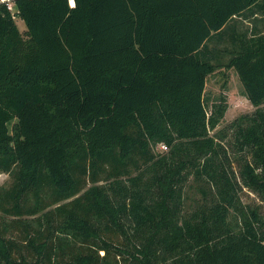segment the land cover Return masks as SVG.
I'll return each mask as SVG.
<instances>
[{
  "label": "trees",
  "instance_id": "trees-1",
  "mask_svg": "<svg viewBox=\"0 0 264 264\" xmlns=\"http://www.w3.org/2000/svg\"><path fill=\"white\" fill-rule=\"evenodd\" d=\"M70 1L0 4V264H264L241 197L264 202V34L226 64L256 107L229 125L238 170L205 97L217 44L264 0Z\"/></svg>",
  "mask_w": 264,
  "mask_h": 264
},
{
  "label": "rangeland",
  "instance_id": "rangeland-1",
  "mask_svg": "<svg viewBox=\"0 0 264 264\" xmlns=\"http://www.w3.org/2000/svg\"><path fill=\"white\" fill-rule=\"evenodd\" d=\"M16 22L22 33H24L25 39H27L28 36L25 34V23L20 17L16 18ZM217 46L219 48V52L217 53L219 54L218 62L222 63V65L208 75L205 97L208 99L207 109L209 114L213 112L218 105L225 106L226 110L217 129L211 130L210 134L214 135L216 131H222L226 134L222 143L230 155L234 169L238 170L236 159L239 158L240 154L235 149L233 132L229 129V125L242 115L252 114L255 112L256 107L245 96L243 85L236 70L226 65L230 59L232 45L230 43H221L217 44ZM215 62L217 63V61ZM262 107H264V104ZM154 151L156 153H163L167 150L161 145H158L154 147ZM8 180L9 178L6 177V175L0 177V182L2 183H6ZM184 197L185 209L188 211L194 209L203 201L200 186L193 180H190L185 186ZM241 197L246 205L260 206V209L264 212V202L260 200V197L256 193H253L248 188H243Z\"/></svg>",
  "mask_w": 264,
  "mask_h": 264
},
{
  "label": "crops",
  "instance_id": "crops-1",
  "mask_svg": "<svg viewBox=\"0 0 264 264\" xmlns=\"http://www.w3.org/2000/svg\"><path fill=\"white\" fill-rule=\"evenodd\" d=\"M233 20L231 21L233 22L231 27L228 29L229 36H225L222 43L236 44L238 43L237 39H240V36L244 33H248V36H251V33L264 34V15L262 14L235 17Z\"/></svg>",
  "mask_w": 264,
  "mask_h": 264
},
{
  "label": "built area",
  "instance_id": "built-area-1",
  "mask_svg": "<svg viewBox=\"0 0 264 264\" xmlns=\"http://www.w3.org/2000/svg\"><path fill=\"white\" fill-rule=\"evenodd\" d=\"M15 1L16 0H0V4H5L8 9L12 12H14V5H15ZM71 4H73V1L71 0L70 1ZM163 148L167 149V147L165 145H161ZM3 175H6V177H8V175L6 173H1L0 174V177L3 176ZM3 184L2 182H0V185Z\"/></svg>",
  "mask_w": 264,
  "mask_h": 264
}]
</instances>
